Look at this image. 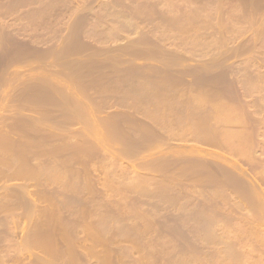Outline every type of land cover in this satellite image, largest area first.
<instances>
[{"label":"rangeland","instance_id":"obj_1","mask_svg":"<svg viewBox=\"0 0 264 264\" xmlns=\"http://www.w3.org/2000/svg\"><path fill=\"white\" fill-rule=\"evenodd\" d=\"M0 264H264V0H0Z\"/></svg>","mask_w":264,"mask_h":264},{"label":"bare ground","instance_id":"obj_2","mask_svg":"<svg viewBox=\"0 0 264 264\" xmlns=\"http://www.w3.org/2000/svg\"><path fill=\"white\" fill-rule=\"evenodd\" d=\"M83 60H84V59H83ZM71 61H72V60H71ZM76 61H77V60H76ZM93 62H94V61H93ZM81 63H82V62H81ZM85 63H86V62H85ZM70 64H71V63H70ZM74 64H75V62H74ZM76 64H77V63H76ZM75 67H76V65H75ZM68 76H69V75H68ZM204 79H205V78H204ZM202 81H204V80H202ZM26 87H27V86H26ZM152 88H153V87H152ZM21 90H22V89H21ZM140 90H141V89H140ZM152 90H153V89H152ZM145 91H146V90H145ZM149 91H150V90H149ZM154 91H155V90H153V92H154ZM27 92H28V91H27ZM45 93H46V92H45ZM147 93H148V92H147ZM155 93H156V92H155ZM28 94H29V93H28ZM35 94H36V92H35ZM135 94H137V93H135ZM139 94H142V93H139ZM149 94H150V93H149ZM153 94H154V93H153ZM26 95H27V94H26ZM201 95H203V94H201ZM201 95H200V96H201ZM143 96L145 97V95H143ZM143 96H142V97H143ZM155 96H156V95H155ZM38 97H39V96H38ZM40 97H41V96H40ZM40 97H39V98H40ZM47 97H48V96H47ZM36 98H37V97H36ZM43 98H45V97H43ZM68 98H69V97H68ZM29 100H30V98H29ZM32 100H34V99H32ZM53 100L56 101L54 98H53ZM69 100H70V99H69ZM60 101H61V100H60ZM45 102H46V101H45ZM44 105H45V104H44ZM62 106H63V105H62ZM62 106H61V107H62ZM214 107H216V106H214ZM217 108H218V107H217ZM222 111H223V110H222ZM218 112H219V111H218ZM204 116H205V114H204ZM229 117H230V116H229ZM226 120H227V119H226ZM106 123H108V122H106ZM142 123H144V122H142ZM142 123H141V124H142ZM104 124H105V123H104ZM91 125H92V124H91ZM129 125H130V124H129ZM93 126H94V125H93ZM120 126H121V125H120ZM123 126H124V125H123ZM125 126H127V125H125ZM132 126H133V125H132ZM134 126H135V123H134ZM136 126H137V125H136ZM168 126H169V125H168ZM172 126L174 127L173 124H171L170 127H172ZM195 126H196V125H195ZM199 126H201V125H199ZM203 126H204V125H203ZM203 126H202V127H203ZM94 127H95V126H94ZM104 127H105V126H104ZM110 127H111V126H110ZM127 127H128V126H127ZM138 127H139V126H138ZM121 128H124V127H121ZM132 128H133V127H132ZM136 128H137V127H136ZM145 128H147V126H146ZM149 128H151V127H149ZM149 128L145 130V131H147V133H148ZM205 128H206V127H205ZM85 129H86V127H85ZM111 129H112V128H111ZM124 129H125V128H124ZM130 129H131V128H130ZM137 129H138V128H137ZM169 129H170V128H169ZM126 130H128V128H127ZM142 130H143V129H142ZM195 130H196V129H195ZM204 130H205V129H204ZM207 130H209V128H207ZM210 130H211V129H210ZM90 131H91V130H90ZM153 131H154V130H153ZM200 131H201V130H200ZM205 131H206V130H205ZM92 132H93V131H92ZM104 132H105V130H104ZM108 132H109V130H108ZM117 132H119V131H117ZM142 132H143V131H142ZM150 132H151V129H150ZM93 133H94V132H93ZM194 133H195V136L198 134V133L196 134V132H194ZM120 134H123V133H121V131H120ZM148 134H149V133H148ZM148 134H146V136H148ZM211 134H212V132H211ZM200 135L202 136V134H200ZM206 135H208V133H206ZM153 136H154V134H153ZM153 136H151V137H152L153 140H154V137H153ZM180 136H181V134H180ZM213 136H214V135H213ZM114 137H115V136H114ZM119 137H120V136H119ZM124 137H125V135H124ZM156 137H157V136H156ZM196 137H197V136H196ZM199 137H200V136H199ZM203 137H204V136H203ZM208 137H209V136H208ZM140 138H142V137H140ZM147 138H148V137H147ZM147 138H146V139H147ZM200 138H201V137H200ZM206 138H207V137H206ZM206 138H205V139H206ZM209 138H211V137H209ZM209 138H208V139H209ZM212 138H213V137H212ZM123 139H124V138H123ZM127 139H128V138H127ZM142 139H144V135H143V138H142ZM128 140H129V139H128ZM116 141H117V140H116ZM117 142H118V141H117ZM121 142H122V141H121ZM128 142H129V141H128ZM141 142H142V141H141ZM143 142H144V140H143ZM143 142H142V144H143ZM145 142H147V140H146ZM145 142H144V143H145ZM210 142H211V141H210ZM123 143H124V142H123ZM130 143H131V142H130ZM134 143H135V142H134ZM138 143H139V142H138ZM148 143H149V142H148ZM151 143H152V142H150V144H151ZM228 143H229V142H228ZM139 144H140V143H139ZM150 144H149V145H150ZM134 145H136V144H134ZM140 145H141V144H140ZM143 145H144V144H143ZM146 145H147V144H146ZM132 146H133V145H132ZM151 146H152V145H151ZM138 147H139V146H138ZM141 147L144 148L143 146H141ZM132 148H135V146H133ZM139 148H140V147H139ZM135 149H136V148H135ZM139 150H140V149H139ZM122 151H123V150H122ZM128 151H129V150H128ZM136 152H137V151H136ZM195 152H196V151H195ZM126 153H127V152H126ZM139 153H140V152H139ZM187 157H190V156H187ZM172 159H173V158H172ZM177 160H179V159H177ZM187 160H190V158L187 159ZM165 162H166V161H165ZM165 162H164V164H165ZM190 162H193V163L195 162L194 164H197V165H198V163H199V162L196 161V160H195V161H190ZM196 162H197V163H196ZM162 164H163V163H162ZM170 164H171V163H170ZM199 164H201V163H199ZM161 166H162V165H161ZM164 166H165V165H164ZM169 166H170V165H169ZM199 167H201V166H199ZM172 168H175V167H172ZM195 168H196V167H195ZM189 169H190V168H189ZM187 170H188V169H187ZM179 171H180V170H179ZM189 172H191V170H189ZM181 173H182V172H181ZM187 174L189 175V173H187ZM191 175H192V174H191ZM192 176H193V175H192ZM194 177H195V176H194ZM231 177H232V176H231ZM231 177H229V178H231ZM196 178H198V177H196ZM226 178H227V177H226ZM229 178L227 179V181L229 180ZM232 178H233V177H232ZM191 179H192V178H191ZM197 180H198V179H197ZM227 181H226V182H227ZM229 181H232V180L230 179ZM229 181H228V182H229ZM231 184H232V183H231ZM234 188H235V187H234ZM38 242H39V241H38ZM42 244H43V243H42Z\"/></svg>","mask_w":264,"mask_h":264}]
</instances>
